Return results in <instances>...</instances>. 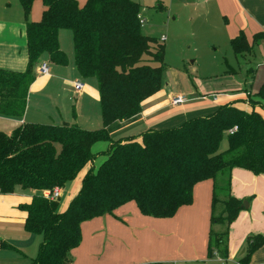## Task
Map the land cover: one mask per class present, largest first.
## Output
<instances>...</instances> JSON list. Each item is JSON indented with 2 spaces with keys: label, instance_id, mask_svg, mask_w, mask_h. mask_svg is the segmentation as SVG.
I'll list each match as a JSON object with an SVG mask.
<instances>
[{
  "label": "trees",
  "instance_id": "16d2710c",
  "mask_svg": "<svg viewBox=\"0 0 264 264\" xmlns=\"http://www.w3.org/2000/svg\"><path fill=\"white\" fill-rule=\"evenodd\" d=\"M26 19L25 36L28 63L23 72L0 69V115H23L34 67L42 53L57 64L67 59L59 49V29L72 35L73 61L78 74L94 78L99 93L102 126L87 130L77 124L23 123L9 134L0 132V193H13L16 187L38 191L63 188L89 164L81 185L63 212L58 200L41 193L22 205L24 227L42 240L29 264H69L71 249L81 238L82 222L111 213L134 201L147 216H173L192 202L193 186L214 179L238 167L264 174V117L245 112L232 104L217 107L205 116H195L182 124L161 130L144 131L141 142L126 137L113 139L107 126L128 119L142 110V102L162 87L165 70L164 44L143 33L140 4L134 0H41L44 9L38 22L27 21L34 0H19ZM264 38L257 33L249 44L240 32L230 40L233 53L243 57L254 43ZM264 99V81L248 96L251 106ZM236 127L232 133L230 129ZM227 146L221 150V143ZM107 146L97 153L96 143ZM103 160L95 165L97 157ZM226 195L225 215L211 222L230 224L243 208V202ZM228 232H210L208 256H227ZM264 244L260 234L246 239V252L236 264H249L251 255ZM160 264V263H148ZM264 264V263H261Z\"/></svg>",
  "mask_w": 264,
  "mask_h": 264
},
{
  "label": "crops",
  "instance_id": "0c3cea01",
  "mask_svg": "<svg viewBox=\"0 0 264 264\" xmlns=\"http://www.w3.org/2000/svg\"><path fill=\"white\" fill-rule=\"evenodd\" d=\"M85 1L77 0L79 6ZM195 5L198 12L196 18L191 19V25L211 45L217 40L230 43L240 32L252 44L254 35L264 32V0H195ZM43 9L42 1L34 0L27 21L38 22ZM25 27L20 1L0 0L1 70L23 72L26 69ZM69 32L70 47L66 42ZM162 36L164 40L160 41ZM57 38L66 64L51 62L47 53L40 55L34 67L35 78L27 91L23 115H0V132L9 134L23 123H70L87 130L102 126L96 81L94 78L83 79L78 74L73 61L71 31L59 29ZM156 38L165 41L164 35ZM255 46L264 51V38L254 43L247 55L252 54ZM41 63L48 65L46 75H37L36 69ZM248 77V88L237 85L232 92L208 88L185 94L167 84L162 85L142 102L141 112L110 123L107 132L113 139L132 137L141 142L140 135L144 131L176 127L192 117L212 113L224 104H232L245 112L254 110L264 117V99L253 98L259 101L254 106L248 103V96L253 95L264 81V58L250 68ZM75 81L84 84L79 92L73 87ZM177 96H183L184 101L173 105L171 100ZM88 168L89 164L60 189L59 212L66 209L78 192ZM215 186L228 188L231 196L245 201L230 224L211 222V217H222L226 211L225 194L220 198L217 196L214 202L212 200ZM44 192L16 187L13 193H0V264H29L36 256L42 237L25 229L27 213L21 206L30 203L33 195ZM218 204H221L220 215L215 216ZM223 223L227 226H222ZM225 227L228 232L226 258L217 252L208 256L210 232L222 233L226 231ZM80 232L79 244L70 251L69 264H211L213 259L235 261V257H239L236 264L246 252L248 236L260 234L264 237V174L234 167L214 179L197 182L193 186L192 202L181 206L171 217L144 215L134 201H129L111 213L82 222ZM261 263H264V244L249 259V264Z\"/></svg>",
  "mask_w": 264,
  "mask_h": 264
},
{
  "label": "rangeland",
  "instance_id": "374dc122",
  "mask_svg": "<svg viewBox=\"0 0 264 264\" xmlns=\"http://www.w3.org/2000/svg\"><path fill=\"white\" fill-rule=\"evenodd\" d=\"M134 1L141 6L143 33L153 37L165 36L163 86L167 84L171 89L185 94L208 88L232 92L237 85L247 88L250 86L248 72L258 62L263 61L264 51H260L255 46L252 54L241 57L233 53L230 43L217 40L215 45H211L210 41L191 25V19H195L198 12L195 0ZM66 42L70 47V32ZM105 146L104 142L96 143L92 151L97 153ZM226 146V140H223L220 149L224 150ZM102 160L103 157H97L95 165ZM223 195L221 191L217 192L218 198ZM220 208L221 204H218L214 212L215 216L220 215ZM237 258L239 257H235V261L218 262L213 259L211 264H235Z\"/></svg>",
  "mask_w": 264,
  "mask_h": 264
},
{
  "label": "built area",
  "instance_id": "2783aa9c",
  "mask_svg": "<svg viewBox=\"0 0 264 264\" xmlns=\"http://www.w3.org/2000/svg\"><path fill=\"white\" fill-rule=\"evenodd\" d=\"M139 19H140V23L142 25L143 20H142V17L140 15H139ZM163 40H164V37L162 36L160 38V41H163ZM36 72H37V75H46L48 73V65H47V63L39 64L37 69H36ZM73 87H74L75 91L79 92V91H81L83 89L84 84L81 81H75L73 83ZM183 101H184L183 96H177V97H175V98H173L171 100V103L173 105H176V104H179V103H181ZM235 130H236V127H233V129H230L228 131V133H232ZM43 196L45 198H48V199H51V200H58L59 197H60V188L54 187L51 190H45V192L43 193Z\"/></svg>",
  "mask_w": 264,
  "mask_h": 264
},
{
  "label": "water",
  "instance_id": "95a60500",
  "mask_svg": "<svg viewBox=\"0 0 264 264\" xmlns=\"http://www.w3.org/2000/svg\"><path fill=\"white\" fill-rule=\"evenodd\" d=\"M245 204V203H244Z\"/></svg>",
  "mask_w": 264,
  "mask_h": 264
}]
</instances>
